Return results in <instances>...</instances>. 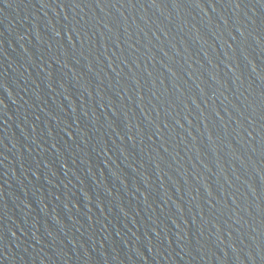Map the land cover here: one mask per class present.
Wrapping results in <instances>:
<instances>
[{"label": "water", "instance_id": "95a60500", "mask_svg": "<svg viewBox=\"0 0 264 264\" xmlns=\"http://www.w3.org/2000/svg\"><path fill=\"white\" fill-rule=\"evenodd\" d=\"M0 264H264V0H0Z\"/></svg>", "mask_w": 264, "mask_h": 264}]
</instances>
